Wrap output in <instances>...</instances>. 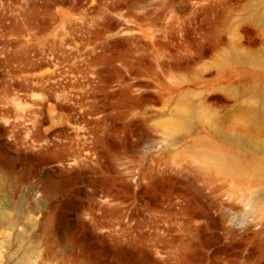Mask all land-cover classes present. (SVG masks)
<instances>
[{"label":"rangeland","instance_id":"rangeland-1","mask_svg":"<svg viewBox=\"0 0 264 264\" xmlns=\"http://www.w3.org/2000/svg\"><path fill=\"white\" fill-rule=\"evenodd\" d=\"M239 137L264 142V0H0V264H247Z\"/></svg>","mask_w":264,"mask_h":264},{"label":"bare ground","instance_id":"bare-ground-1","mask_svg":"<svg viewBox=\"0 0 264 264\" xmlns=\"http://www.w3.org/2000/svg\"><path fill=\"white\" fill-rule=\"evenodd\" d=\"M237 142L240 145H243L247 148V150H249L250 153H252L253 155L257 156V159H252L249 160L248 162V168H247V174L249 175V177L251 176H256L258 177V180L261 181V183L264 185V142H259L256 140H253L251 138L245 137H239L237 139ZM232 143V142H231ZM232 163L230 162V159L227 157H220L217 159V164L224 170H226L229 175H234V173H232L234 170H236L235 166L236 164L239 162V160L235 157L234 159H232ZM233 164V165H232ZM235 165V166H234ZM151 171H152V180H151V188H152V200L156 201V197H155V176L157 174V168H156V164H151ZM226 177V176H225ZM181 182L178 183L179 185H173L172 187L179 193H181V195H183V200H185V202H191V200H195L196 198H198L197 193H196V182L199 180V175L198 173H193V175L187 179H185V181L182 180V178L180 179ZM184 185L187 186L186 190L184 191ZM204 187L206 186L205 184L203 185ZM264 187V186H263ZM262 187V188H263ZM217 187H213L211 188L210 193L214 192L216 190ZM261 188V189H262ZM183 189V190H181ZM255 191V190H254ZM190 194V196H189ZM255 194L259 197L260 195H262L259 191L255 192ZM165 197V196H164ZM163 195H162V199H164ZM257 198H254L253 200V205L252 207H256V202ZM264 210L261 212L263 213ZM182 213V212H181ZM178 214V212H177ZM223 216V215H222ZM225 216V215H224ZM264 215H260L259 219H263ZM178 224V233H177V238L180 240V248L182 250V248L186 247L187 245L190 244H198L199 239H198V233L199 231H201V227L200 225L198 226H193L192 221H186L183 219V217L181 216V219L179 221H177ZM153 228L154 230H156V222L153 221ZM261 230L257 229V231H251L248 230L247 231V237L249 239V243H248V249H247V254H246V262L247 264H264V258L262 257L260 251L264 248V234L261 235ZM261 235V240L259 242V247L256 249H258V253L256 254V251L253 249L252 246V238H255L257 236Z\"/></svg>","mask_w":264,"mask_h":264}]
</instances>
